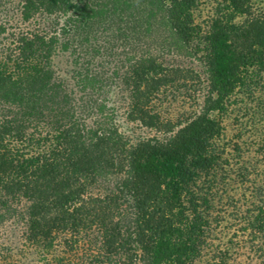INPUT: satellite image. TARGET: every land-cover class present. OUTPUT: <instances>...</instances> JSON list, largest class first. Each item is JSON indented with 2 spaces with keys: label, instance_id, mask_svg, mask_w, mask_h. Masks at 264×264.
<instances>
[{
  "label": "trees",
  "instance_id": "1",
  "mask_svg": "<svg viewBox=\"0 0 264 264\" xmlns=\"http://www.w3.org/2000/svg\"><path fill=\"white\" fill-rule=\"evenodd\" d=\"M257 1L203 29L199 0H0V264H196L233 162L264 256V141L222 145L264 91ZM180 87L195 108L164 116Z\"/></svg>",
  "mask_w": 264,
  "mask_h": 264
},
{
  "label": "rangeland",
  "instance_id": "2",
  "mask_svg": "<svg viewBox=\"0 0 264 264\" xmlns=\"http://www.w3.org/2000/svg\"><path fill=\"white\" fill-rule=\"evenodd\" d=\"M219 0H199L195 11L196 21L206 29L215 12ZM257 7L264 8V0L257 1ZM59 65L64 66V60L59 57ZM194 91L185 88L170 89L157 102V108L163 115L176 119L188 114L195 108L196 102L191 98ZM232 114L227 120L226 133L222 145L232 151L234 142L240 143L244 150V161L253 160L251 156L263 151L259 147L264 141V91H257L254 99L234 98ZM238 115V121L234 117ZM264 153V151H263ZM251 157V158H250ZM247 164V163H246ZM240 164L233 162L227 185L219 190L221 197H216L212 222V230L208 239L209 248L196 264H208L213 256L224 259V264H264V256L253 238V230L249 225L253 205L251 201L253 186L250 181L242 182L236 174ZM263 168V162L258 171ZM249 169L254 172L250 166ZM254 175V174H252ZM264 249H262L263 251Z\"/></svg>",
  "mask_w": 264,
  "mask_h": 264
}]
</instances>
